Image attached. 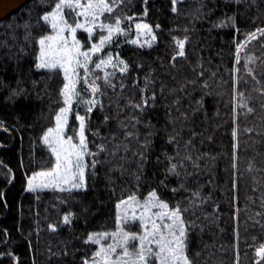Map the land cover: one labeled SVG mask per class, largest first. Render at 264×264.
Here are the masks:
<instances>
[{"label": "trees", "instance_id": "1", "mask_svg": "<svg viewBox=\"0 0 264 264\" xmlns=\"http://www.w3.org/2000/svg\"><path fill=\"white\" fill-rule=\"evenodd\" d=\"M56 2L33 0L0 22V264H85L98 249L85 242L89 234L115 231L117 204L153 190L170 208L179 204L192 264H264V35L246 42L264 29V0H124L105 13V23L145 19L156 41H114L108 49L128 71H114L115 89L98 81L102 107L77 109L96 154L86 187L29 191V177L55 164L42 137L64 106L63 71L35 67L39 38L53 32L40 17ZM65 16L78 19L67 9ZM77 34L89 47L86 33ZM177 41H185L184 56ZM142 98L141 112L133 105ZM173 163L179 175L169 172Z\"/></svg>", "mask_w": 264, "mask_h": 264}, {"label": "snow or ice", "instance_id": "2", "mask_svg": "<svg viewBox=\"0 0 264 264\" xmlns=\"http://www.w3.org/2000/svg\"><path fill=\"white\" fill-rule=\"evenodd\" d=\"M123 2L124 0H113V3L110 4L108 0H57L54 7L40 17L47 25H50L53 34L39 38V55L35 67L37 70L47 69L50 72L57 68L61 69L66 83L60 91L64 106L60 107L54 116L55 127H49L42 137L43 142L50 147L52 154L55 156V166L49 171L35 174L29 180L28 188L32 191H36L40 187H59L61 184H70L75 189L86 187L84 157L85 155H96L87 149L85 137L86 115H76V119L79 121L78 142L73 141V136L65 135V129L74 102L78 101L83 104L86 114L92 112L97 104L102 107L99 97L103 96L104 93L101 91V85L97 83L98 80L102 79L103 83L112 89L116 87L112 83L114 71L108 72L105 70L102 78L95 76L94 79H89L92 75L89 65L93 63L92 57L102 52L108 44L113 42L114 37L126 34V28L121 25L124 20L132 21L133 17L116 16L113 18V22L109 23L101 20L105 13H113L115 7ZM173 3H175V0H173ZM65 9L73 12L76 17H82L83 20L77 19L74 25L68 23L64 14ZM173 11L175 12L176 9L173 8ZM145 15H147V11H145ZM229 20L234 21V18L230 17ZM224 23L222 21L218 26H224ZM156 27L158 28L159 25ZM78 29H83L88 33L89 39H91L94 30L100 29L101 34L98 42L92 43L87 50L82 51L81 43L76 38ZM135 29L137 40L131 41L132 43H140L139 36L141 34L151 36V41L156 39L155 35L152 34L151 26L147 23H135ZM66 32L71 34V42L65 35ZM257 32L264 35V29H257L256 32L248 34L246 42L255 39ZM185 40H187V37H185ZM151 41L145 40L140 46L144 47L147 44L151 47ZM177 43L180 49L179 55L184 56L185 41H177ZM243 46V44L238 45V50ZM237 63H239V56H237ZM108 66H111L114 70L118 68L120 73L128 71V64L118 58L114 62L111 54L98 58V61L94 64L96 69H107ZM81 69L83 70L82 73ZM81 80L87 85L91 97L89 99H85L77 91V85ZM24 92V89L13 90L12 96H20ZM11 98L10 96L9 99ZM151 99L155 100V94L152 95ZM147 105L148 99L142 98V102L133 105V107L142 112ZM247 111L251 112L253 109L249 107ZM128 135H132V133H128ZM171 139L174 140L175 138L172 137ZM95 163L96 161L92 162L93 167ZM177 168L178 165L173 163L169 168V172L179 175ZM35 176L48 177L49 181L47 183H34ZM173 191L176 190L173 189ZM134 200L135 197L132 196L128 197L127 200H121L117 204V208L119 209L121 205H125L127 209L132 206L130 202ZM139 207L141 209L139 216L133 211L131 220H139L142 233L124 231L119 225L122 222H127L129 217L118 214V227L115 232L89 234L85 242L91 241L93 244L100 245L99 250L94 253L91 264H151L153 260L155 264H192L187 255V234L190 225L185 222L179 204L170 208L168 203L160 200L156 191L153 190ZM152 209H158V211H152ZM64 223H70L69 215L64 216ZM109 237L113 241L111 244L105 246L100 243L102 238L106 240ZM130 246L135 248L134 252L129 251ZM118 248L122 250L119 254L117 253ZM257 255L264 258V246L257 249ZM85 264H88L87 260Z\"/></svg>", "mask_w": 264, "mask_h": 264}, {"label": "rangeland", "instance_id": "3", "mask_svg": "<svg viewBox=\"0 0 264 264\" xmlns=\"http://www.w3.org/2000/svg\"><path fill=\"white\" fill-rule=\"evenodd\" d=\"M176 1H177V0H176ZM64 14H65V13H64ZM65 18H66V16H65ZM66 19H67V18H66ZM78 19L81 20V21L83 20L82 17H78ZM101 20H102V17H101ZM67 21H68V23H70V24H73V25L75 24V23H71L68 19H67ZM130 22H131V21H130ZM130 22L128 23V25H127L125 22L122 23L121 26L126 28V34H123V35H119V36H117V37H114L113 42L116 41V40L119 39V38H125L126 41L132 43L131 41H133V40H137V31H136V29H135V23H147V24H149L145 19H139V18H135V19H133V20H132V23H130ZM149 25H150V24H149ZM150 26H151V25H150ZM151 29H152V34H154L155 37H156L155 30H154V28H153L152 26H151ZM79 31H84V30H83V29H78V30H77V33H78ZM84 32H85V31H84ZM77 33H76V38H77V40H79L80 43H81V50H82V51L87 50L90 46L87 47V48H85V47H84V45H85L84 42L79 38V36H78ZM85 33H86V32H85ZM100 33H101L100 29H96V30H94L91 39H89V40L91 41V42H90V45H91L92 43H97V42H98V41H93L92 39H93L94 36L97 35V36H98V40H99V35H100ZM52 34H53V32H52ZM104 34H106V33H104ZM65 35L68 37L69 42H71V34H70L69 32H66ZM86 35H87V37L89 38L88 33H86ZM126 37H127V38H126ZM145 40H150V41H151V36H146V35H144V34H141V35L139 36V41H140V43H133V44H135V45H139V46H140V44H143ZM155 41H156V39H155L154 41H151V45H152ZM113 42H111L110 44H108V45L102 50V52H100V53H98V54H96V55H94V56L92 57L93 63L89 65V67H90V69H91V73H92V75H90L89 79H94L95 76H99V77H101V74H102V76H104V72H105V70L108 71V72H113V71H118V70H119L118 68L114 70L111 66H108L107 69H104V68L96 69V68L94 67V64H95V62L98 61V58H100V57H106L107 54H111V55L113 56V60H114V62L116 61L117 58H118V59H121L120 56H119L118 54H116V52L114 51V49H108L109 47L115 45ZM144 47H148V45L145 44ZM121 60H122V59H121ZM123 61H124V60H123ZM80 71H81V73H82L83 70L81 69ZM100 73H101V74H100ZM98 81H99V80H98ZM98 81H97V83H98ZM77 91H78V92L81 94V96H83L85 99H89V98H91L90 95H89V90H88V88H87V85L85 84V82H84L83 80H81L80 83L77 85ZM81 105H83V104L79 103L78 101H76V102L73 103V105H72V111H71V112L69 113V115H68V124H67L66 129H65V135H69V134H68V127H69V122H70V118H71L72 113H73L74 111L78 113L77 109H80V106H81ZM97 106H98V104L93 108V110H94ZM90 113H92V112H90ZM78 114H79V115H84V114H81V113H78ZM86 122H87V118H86ZM78 123H79V121H78ZM85 130H86V123H85ZM78 131H79V127H78ZM78 131H77V135H76V136H73V141H74V142H78ZM85 137H86V134H85ZM86 143H87V140H86ZM87 149H88V147H87ZM88 151H89V149H88ZM88 157H89V155H85V157H84V161H85V174H84V175H85V185H86V176H87V172H88V169H89V167H90V163H89V160H88L89 158H88ZM54 166H55V164H54ZM54 166H53V167H54ZM46 171H49V170H46ZM40 172H45V171H40ZM40 172L33 173V174L29 177V179H28V183H29V180L32 179V178L34 177L35 174L40 173ZM48 181H49V178H48V177L35 176V180H34L33 182H34V183H41V182L47 183ZM64 185H68L67 187L72 188L70 184H61L60 186H64ZM51 187H53V186H49V187H40V188H37V190H39V189L51 188ZM27 189H28L29 191H32V190H30V189L28 188V186H27ZM80 189H83V188H80ZM132 197H135V200L130 202V204L132 205L131 207H129V208L126 209L125 205H121L119 209L117 208V213H118L119 215H121V216L127 215V216L129 217V219H128L127 222H122L119 226L122 227L123 230H124V231H127V232H131V233H142V226H141L139 220L137 219L136 221H132V220H131V215H132V212L134 211L135 214H136L137 216H139L140 211H141L139 205H140V204H143L144 201H145L147 198L140 200V199L137 198L136 196H132ZM127 199H128V198H126V199H124V200H127ZM119 203H120V202H119ZM152 211H158V209H152ZM134 226L137 227V228H136L137 230H131V228H134ZM116 230H117V229H116ZM116 230H115V231H116ZM115 231H113V232H115ZM106 233H112V232H106ZM112 242H113L112 239L109 237V238L106 239V240L102 238L100 243L106 246V245H108V244H111ZM137 243H138V242H137ZM97 245H98V249H97V251H98L99 248H100V245H99V244H97ZM153 247H154V246H153ZM121 251H122L121 249H119V248L117 249V253H118V254H119ZM129 251H130V252H134V251H135V248L132 247V246H130ZM113 258L115 259V256H114ZM91 261H92V259L88 261V264H91ZM151 264H155V261L153 260V261L151 262Z\"/></svg>", "mask_w": 264, "mask_h": 264}, {"label": "water", "instance_id": "4", "mask_svg": "<svg viewBox=\"0 0 264 264\" xmlns=\"http://www.w3.org/2000/svg\"><path fill=\"white\" fill-rule=\"evenodd\" d=\"M31 1L33 0H0V22L7 19L10 15L20 10L23 6ZM13 180L14 177L11 183Z\"/></svg>", "mask_w": 264, "mask_h": 264}]
</instances>
